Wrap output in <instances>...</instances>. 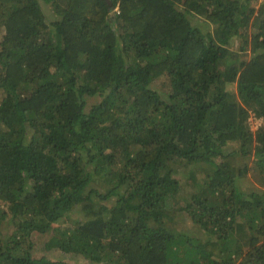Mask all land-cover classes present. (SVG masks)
Returning <instances> with one entry per match:
<instances>
[{
  "label": "trees",
  "instance_id": "16d2710c",
  "mask_svg": "<svg viewBox=\"0 0 264 264\" xmlns=\"http://www.w3.org/2000/svg\"><path fill=\"white\" fill-rule=\"evenodd\" d=\"M109 2L0 0V264H264V2Z\"/></svg>",
  "mask_w": 264,
  "mask_h": 264
},
{
  "label": "rangeland",
  "instance_id": "374dc122",
  "mask_svg": "<svg viewBox=\"0 0 264 264\" xmlns=\"http://www.w3.org/2000/svg\"><path fill=\"white\" fill-rule=\"evenodd\" d=\"M42 9L45 14L50 15L52 13L51 8L49 5L44 4L41 2ZM49 19V18H47ZM194 23L202 30L205 31L206 28L209 27L208 23L203 21L202 17H195L193 19ZM154 87L160 90H166L168 88L167 82L162 80L161 78L156 79V81L153 82ZM232 87V86H230ZM252 125L254 127L257 125V119L253 118L251 119ZM193 167H191V170ZM180 179L189 180L190 174H185L183 171H180L176 174ZM240 189L244 192H249L250 190H258V198L261 201H264V188H258V186L255 183H252L250 179H244L243 182L239 183ZM76 215L72 216L71 218H75ZM181 219L183 220V227L186 229H193L194 225L192 224L190 218L185 215L184 213H181ZM59 225L62 224L61 222L58 223ZM57 224V225H58ZM56 258L58 259H64L68 261L70 264H90L86 259H84L82 256L79 255H72L69 253L61 252V251H54L52 253Z\"/></svg>",
  "mask_w": 264,
  "mask_h": 264
},
{
  "label": "built area",
  "instance_id": "2783aa9c",
  "mask_svg": "<svg viewBox=\"0 0 264 264\" xmlns=\"http://www.w3.org/2000/svg\"><path fill=\"white\" fill-rule=\"evenodd\" d=\"M260 1H263L264 2V0H260ZM256 119H257V125H258V123L261 122V118H256Z\"/></svg>",
  "mask_w": 264,
  "mask_h": 264
},
{
  "label": "water",
  "instance_id": "95a60500",
  "mask_svg": "<svg viewBox=\"0 0 264 264\" xmlns=\"http://www.w3.org/2000/svg\"><path fill=\"white\" fill-rule=\"evenodd\" d=\"M107 2L110 3L109 0H107Z\"/></svg>",
  "mask_w": 264,
  "mask_h": 264
}]
</instances>
